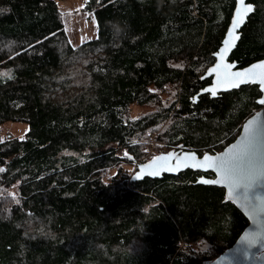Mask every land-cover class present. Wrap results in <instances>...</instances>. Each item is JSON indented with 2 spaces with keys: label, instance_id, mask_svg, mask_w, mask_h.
I'll use <instances>...</instances> for the list:
<instances>
[{
  "label": "trees",
  "instance_id": "trees-1",
  "mask_svg": "<svg viewBox=\"0 0 264 264\" xmlns=\"http://www.w3.org/2000/svg\"><path fill=\"white\" fill-rule=\"evenodd\" d=\"M248 1L239 66L264 58V0ZM234 7L86 0L97 35L74 45L57 0H0V128L28 124L0 136V264H200L237 240L249 220L196 182L211 171H122L151 140L220 151L260 108L253 84L195 100Z\"/></svg>",
  "mask_w": 264,
  "mask_h": 264
},
{
  "label": "water",
  "instance_id": "water-1",
  "mask_svg": "<svg viewBox=\"0 0 264 264\" xmlns=\"http://www.w3.org/2000/svg\"><path fill=\"white\" fill-rule=\"evenodd\" d=\"M248 8H251V11H248ZM253 11V3L243 0V4H241V0H235V7L222 43L214 52L215 60L202 76L203 79L211 78V82L195 95V100H198L200 94L206 93L212 97H218L223 92L239 89L244 85H258L261 95L256 101L261 107L242 123L237 137L217 152L205 151L203 154H199L196 150L179 145L164 150L150 159L140 161L126 153V156L133 160L137 166L130 177L133 181H139L145 177L162 178L165 174L177 175L187 169L202 172L211 171L213 176L202 174L198 176L196 182L225 187L226 199L232 201L248 218V225L230 247L213 260L204 261L200 264H264V178L245 189L224 179L223 172L204 159L205 156L213 159L227 157L230 153L238 151L246 138H251L254 139L256 147L258 175L264 174V103H261L264 101V83L260 82V74L264 73V69L258 67L264 64V58L246 66H239L237 60L230 59L231 53L241 39L242 28ZM237 21H239L237 27L233 28L234 22ZM230 33L238 38L232 39ZM226 65L229 66V73H247L248 70H251L256 75L254 77L246 76L247 82H240L234 86L233 83L225 80Z\"/></svg>",
  "mask_w": 264,
  "mask_h": 264
},
{
  "label": "rangeland",
  "instance_id": "rangeland-1",
  "mask_svg": "<svg viewBox=\"0 0 264 264\" xmlns=\"http://www.w3.org/2000/svg\"><path fill=\"white\" fill-rule=\"evenodd\" d=\"M85 1L86 0H57L61 10L64 12L67 34L74 45H79L97 35L98 26L95 17L92 13L81 9L84 6ZM133 109L135 112L134 114L138 115V113L147 111L148 108L134 105ZM27 128L28 124L24 122H6L0 128V136L5 135L6 133H11L22 137ZM145 148L148 150L147 159L156 156L164 150H168L164 144L156 143L154 140L145 143ZM135 170L136 164L127 163L126 169H123L122 171H124L125 174L128 173L129 177H131Z\"/></svg>",
  "mask_w": 264,
  "mask_h": 264
},
{
  "label": "snow or ice",
  "instance_id": "snow-or-ice-1",
  "mask_svg": "<svg viewBox=\"0 0 264 264\" xmlns=\"http://www.w3.org/2000/svg\"><path fill=\"white\" fill-rule=\"evenodd\" d=\"M243 4V0H241ZM251 11V8L247 9ZM239 21L234 22L233 28L237 27ZM232 39H237L232 33L229 34ZM228 67L225 66V80L226 82L233 83L234 86L238 85L240 82H247L246 76H255L256 74L251 70L245 72L229 73ZM258 67L264 69V64ZM261 83H264V73H261ZM242 78H245L242 80ZM254 82V81H253ZM214 94V93H213ZM264 103V101H261ZM251 132V129L249 130ZM206 161H209L217 169L223 172L224 179L228 180L232 184H238L240 187L245 189L252 186V184L264 178V174H259L257 172V156L256 147L254 139L246 138L245 142L242 144L238 151L230 153L229 156L213 159L212 157L205 156ZM3 171V169H0ZM251 245V244H250Z\"/></svg>",
  "mask_w": 264,
  "mask_h": 264
},
{
  "label": "flooded vegetation",
  "instance_id": "flooded-vegetation-1",
  "mask_svg": "<svg viewBox=\"0 0 264 264\" xmlns=\"http://www.w3.org/2000/svg\"><path fill=\"white\" fill-rule=\"evenodd\" d=\"M261 107V106H260ZM124 155H127L126 153ZM129 158V157H128ZM136 169H137V166H136Z\"/></svg>",
  "mask_w": 264,
  "mask_h": 264
}]
</instances>
